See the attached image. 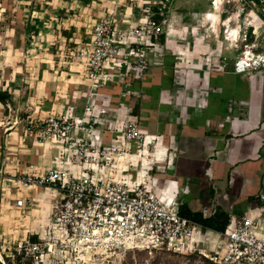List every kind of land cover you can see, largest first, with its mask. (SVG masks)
I'll list each match as a JSON object with an SVG mask.
<instances>
[{
	"label": "built area",
	"instance_id": "1",
	"mask_svg": "<svg viewBox=\"0 0 264 264\" xmlns=\"http://www.w3.org/2000/svg\"><path fill=\"white\" fill-rule=\"evenodd\" d=\"M157 4L155 12L151 2H145L143 16L125 28L114 12H106L90 23L87 36L70 50L80 84L87 88L80 95L85 99L81 115L68 105L29 123L41 141L56 145L54 166L43 172H20L8 180L0 176V202L11 187L22 192L44 188L57 199L51 202L49 218L40 220L39 231H25L8 247L9 253L0 252L3 264L4 255L9 264H112L109 258L131 250L197 254L210 264H264V191L257 206L241 217L231 216L226 228L217 231L181 214L180 195L188 187H181L175 178L155 177L173 167L176 135L169 133L166 143L164 134L151 133L141 125L133 101L142 93L132 84L161 64L172 41L161 27L170 0ZM224 33L231 37L232 29L226 26ZM241 37L244 49H237L233 71L263 70L264 52L252 36L243 33ZM228 62L222 57L220 68L225 70ZM183 68L176 62V71ZM179 74L177 84L185 79L183 72ZM110 84L123 87L117 103L102 92ZM174 93L172 104L181 110L184 95ZM194 95L203 107L206 96ZM159 153L162 161L146 164L140 174L137 167L144 166L143 157ZM122 158L126 167L112 175L110 169ZM98 170L105 172L96 175ZM15 204L22 208L26 201L19 196ZM215 212L203 211L207 216ZM0 247L5 251L1 243Z\"/></svg>",
	"mask_w": 264,
	"mask_h": 264
},
{
	"label": "crops",
	"instance_id": "2",
	"mask_svg": "<svg viewBox=\"0 0 264 264\" xmlns=\"http://www.w3.org/2000/svg\"><path fill=\"white\" fill-rule=\"evenodd\" d=\"M43 1L33 0L29 8L33 23L38 28L45 19L43 11L52 12L45 16L57 17L54 21L60 22L68 20L65 16L73 15L67 12L80 7L83 11L88 10L85 16L90 23L110 11L115 13L123 28L139 21L145 2H151L153 11H158V0H91L88 4L83 0H47L45 4ZM51 6L53 9L48 8ZM225 7L223 2L221 21L227 20L232 13ZM246 8L247 5H244ZM0 10L2 19L6 9L1 6ZM186 19L189 17L183 16L177 23L185 24ZM207 21L210 20L204 16L192 46L188 44L185 30H180L181 41H184L180 46L181 55L188 56L182 63L186 77L183 79L184 99L180 103L185 107L180 110L179 106L172 104L175 83L172 84L169 77L161 79L160 72L173 61L167 55L162 59V65L153 66L147 72L141 85L142 90L143 87L144 90L150 89L151 94H143L140 90L142 96L133 102L138 105L137 115L141 125L149 132L164 134L166 143L169 133L176 135L178 151L173 164L175 168L166 173H156L155 177L175 178L181 187H188L189 191L180 197L194 211L225 210L231 216L241 217L249 208L258 205L257 198L264 191V69L255 73H235L232 61L237 49L231 44L235 39L224 36L221 40V25L219 30L212 25L213 30L207 32L205 28L210 24ZM235 23V20L232 21L231 26H236ZM75 28L77 31L69 39L76 38L75 42H78L86 36L79 26ZM70 33L66 31V37H70ZM43 35L40 30L32 38L38 40ZM58 37L66 38L63 34ZM6 40L11 45L0 46V58H3L0 61V74H3L0 90L8 89L11 100L6 104L0 103V108L4 109H0V176L3 180L20 172H43L56 162V145L41 141L30 129V121L43 119L68 105L74 106L75 114L81 115L85 104V99L80 96L85 91V85L80 84L82 80L76 67L56 64L46 57L29 62L31 58H26L28 54L35 53L38 57V52L43 56L55 55L51 50L41 52L38 47L21 46L12 27L9 34H5ZM10 48L12 51L8 56ZM222 57H227L229 61L225 70L220 68ZM60 87H63L62 90ZM192 88L196 89L190 96ZM195 92L206 96L203 107L199 105ZM12 105V111H7L6 106L12 108ZM19 111H22L21 118L14 119ZM10 116L12 121H9ZM3 118H8L6 124ZM41 189L45 194L50 193L44 188L23 192L29 200L28 208L20 212L22 219L19 224L24 231L31 230L36 223L34 217L38 214L32 208L33 197L37 198ZM19 192L22 191L16 187H11L8 192L13 195L9 202L16 210L20 209L15 204L16 198L21 197ZM191 201L199 208H193Z\"/></svg>",
	"mask_w": 264,
	"mask_h": 264
},
{
	"label": "rangeland",
	"instance_id": "3",
	"mask_svg": "<svg viewBox=\"0 0 264 264\" xmlns=\"http://www.w3.org/2000/svg\"><path fill=\"white\" fill-rule=\"evenodd\" d=\"M26 0H22L19 2L18 0H14V4H25ZM47 1V0H44ZM43 3L45 4V2ZM172 3H170L167 14H166V22L162 23L161 27L164 31V34H168L170 36L171 44L170 47L167 50V56L172 57V67L171 68H165L163 69V74L160 72L161 79H164L165 77H169L173 83H178V81L175 80L176 76H180L179 72H185V70H178L175 69L176 62L185 63V59L188 58L186 55H181L182 51H180V46L184 43V41H181V32L180 30H185L186 35H188V44L191 46L193 45V40L195 39L196 32H200L199 25L201 21L203 20V17L205 16V13L208 10H212V1L213 0H170ZM224 4L226 5L225 9L228 12H237L238 17L237 21H235V25L239 26V35L238 38L235 39L234 43H231L238 51L241 49H244V42L241 36H243V33H247L249 36H252V41L259 47L264 46V21L261 20L258 16V13L260 11H263V7L253 3L250 0H247V2L251 5L250 7L244 9V5H246L245 0H223ZM158 6V4H157ZM1 8V5H0ZM49 9L52 8L48 7ZM96 8V7H95ZM94 8V9H95ZM53 9V8H52ZM55 10V9H54ZM1 12V10H0ZM3 12V11H2ZM29 13V7L26 8V11L24 13ZM55 12V11H54ZM88 10L83 11L80 7L74 8L67 12L68 14H73L71 17L68 15L65 16L68 20L66 21H54L57 17H47L45 16L46 13L51 14L50 11H43L42 15L45 17L43 25L40 26L39 31L41 30L44 33V37H41L38 40H35L31 38L29 42L30 47H38L40 48L41 52H45L47 50H51L55 56H43L40 52H38L39 57L33 53L28 54V57L31 58L29 62H32L33 60H38L41 58H47L50 62L54 61L56 64H61L63 66H73L76 67L73 63V58L71 54V49H73L76 46V38L75 39H69L73 38L76 30V26H79L80 29L83 30V33L86 30H89V19L87 20ZM2 19L0 15V20H2L0 23V46H10V41H5V34H9V29L12 27V23L8 21V16H6L3 13ZM156 18H158V15H155ZM183 16L189 17V19L184 20L185 24H178L177 21ZM92 21V20H91ZM187 22V23H186ZM210 23V21H207ZM225 21L221 22V31H220V38L221 40H224L225 36V28L226 25L224 24ZM252 23V24H251ZM47 24V26H45ZM77 24V25H76ZM177 24V25H175ZM211 24V23H210ZM208 25L205 30L211 31L213 30L211 28V25ZM257 25H259V28L257 29ZM198 26V27H197ZM229 27V25H227ZM230 25L229 28L233 29ZM67 28V29H66ZM65 31L71 32L70 37H66ZM47 33V34H45ZM64 35L66 38L63 39V37H58V35ZM84 36H87L86 33H84ZM184 37V35H183ZM7 39V37H6ZM82 39V38H81ZM3 44V45H2ZM173 46V47H171ZM4 48V47H3ZM1 50V47H0ZM71 50V51H70ZM183 50V49H182ZM174 52V53H172ZM238 53V52H237ZM1 57V56H0ZM190 60V59H189ZM0 61H3V58H0ZM34 61V62H35ZM28 62V61H27ZM171 65V64H170ZM77 68V67H76ZM186 73V72H185ZM0 74V78H1ZM184 77H186L184 75ZM65 81V80H63ZM175 86V85H174ZM173 86V87H174ZM62 90L63 87H60ZM66 88V87H65ZM174 90H177V95L182 97L185 94V82L183 83V80L180 84H177V86L174 87ZM85 86V90H86ZM196 88H194L195 90ZM191 90L194 91L193 88ZM193 90V91H192ZM175 95V93H172ZM1 107V106H0ZM14 106L12 105V108L6 106L7 111H12ZM2 111H4L3 108H0ZM22 111H19V113H16L14 119L21 118ZM11 116L9 117V121L11 120ZM13 119V118H12ZM1 120V118H0ZM4 124L8 121V118H3ZM76 163V162H75ZM121 164H116L115 168H111L110 171L112 172V175L119 174V171L121 169ZM133 168V167H130ZM147 166H142L139 164L137 167V170H145ZM175 167L170 168L169 170H174ZM79 169V168H77ZM81 170V169H79ZM105 170H98L95 174L100 175L103 174ZM130 173L133 174V176L136 175V172L133 171V169H130ZM19 191V190H18ZM21 193V196L25 199L26 205L18 210L15 209V207L10 204L9 200L13 198L12 194L4 193L3 198H5L4 202H0V243L3 245V247H6L5 251L4 248L0 247V252L9 253L10 250L8 247H12V244L15 239H18L22 236V234H25L24 228L20 226L19 222L22 219V216L20 212L22 210H26L28 208L27 201L28 198L23 192ZM39 195L37 198L33 197V204L32 208L36 210V213L38 215H35L34 220H36V223L33 225L32 230L39 231L41 228V222L42 219H48L50 216V209L52 208V204L50 203V200L52 198L57 199L56 195H53V192L50 193H44L43 189L40 190V192L37 194ZM190 205L193 208H199L194 202L191 201ZM28 220V219H27ZM4 259L6 261V264H9L10 261L7 260V258L4 255ZM112 260V264H210L209 262H206L198 257L197 254H182V253H173V252H167V251H154L151 252L149 250H131L127 251L126 253H123L119 257L113 256L109 258ZM0 264H3L0 259Z\"/></svg>",
	"mask_w": 264,
	"mask_h": 264
},
{
	"label": "trees",
	"instance_id": "4",
	"mask_svg": "<svg viewBox=\"0 0 264 264\" xmlns=\"http://www.w3.org/2000/svg\"><path fill=\"white\" fill-rule=\"evenodd\" d=\"M21 2L22 0H18ZM33 0H26L25 4H14V0H0V5L6 9V16H8V21H10L13 25L12 28L14 30V36L17 40V43L21 46H27L29 45L30 39L37 35L39 32V28L36 26L35 23H33V19L31 18V12L28 14L24 11H26V8H31ZM246 1L247 7H250L251 5ZM253 3H256L263 7V11H260L258 13V16L261 17L264 20V4L261 2V0H250ZM85 4H88L91 2V0H83ZM250 5V6H249ZM66 33V31L64 32ZM164 39V35L162 36ZM259 51L263 52V46L258 47ZM162 64H158L156 66H160ZM171 65H167V68H171ZM147 74V73H146ZM3 75V74H2ZM146 76V75H145ZM145 76L141 80H137L132 84V88L141 90L143 94H151L150 89H145L142 86ZM3 77V76H2ZM172 82V81H171ZM158 87V85H157ZM123 89L121 84H110L102 89V92L110 95L112 97V100L117 103L118 96ZM154 92V91H153ZM11 100L10 91L8 89L6 90H0V103L6 104L8 101ZM134 113H138V105L134 107ZM259 201V198H257ZM259 204V203H258ZM181 214L192 218L196 220L197 222L203 224L204 226L208 228H212L217 231H223L227 224L229 223V220L231 218V215L226 212L225 210H217L213 215L207 216L202 211H194L192 210L186 202L183 201L182 206L180 207Z\"/></svg>",
	"mask_w": 264,
	"mask_h": 264
},
{
	"label": "bare ground",
	"instance_id": "5",
	"mask_svg": "<svg viewBox=\"0 0 264 264\" xmlns=\"http://www.w3.org/2000/svg\"><path fill=\"white\" fill-rule=\"evenodd\" d=\"M223 3V0H213L212 1V10H208L205 13V17L210 20V23L212 22L213 27L216 30H219V26L221 25V18H220V9H221V5ZM3 11V10H2ZM237 17H238V13L237 12H232L229 16V18L227 20H225L224 24L227 26L231 25L232 21H237ZM252 24V23H251ZM259 28V25H257V29ZM232 29V28H231ZM239 26L236 25L235 27H233L232 29V38L237 39L238 35H239ZM12 49L10 48L7 51V55L9 56L11 53ZM164 148H161V150H163ZM143 160L145 161L144 166L146 167V164L148 163H153V162H161L162 161V153L159 154H154V157L149 156V157H143ZM125 159L122 158L119 160V164H121L122 167H126L125 163H124ZM122 169V168H121ZM142 170H140V174H142ZM142 180V179H141Z\"/></svg>",
	"mask_w": 264,
	"mask_h": 264
}]
</instances>
